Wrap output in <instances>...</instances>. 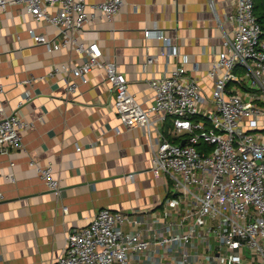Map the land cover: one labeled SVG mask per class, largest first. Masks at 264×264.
Masks as SVG:
<instances>
[{
    "label": "built area",
    "instance_id": "2783aa9c",
    "mask_svg": "<svg viewBox=\"0 0 264 264\" xmlns=\"http://www.w3.org/2000/svg\"><path fill=\"white\" fill-rule=\"evenodd\" d=\"M208 2L214 10V0ZM10 4L23 5L36 21L56 28L58 41L32 33L36 44L49 52L70 49L83 58L81 64L50 72L67 76V93L87 83L92 69L103 72L116 116L126 128L141 131L153 176H164L170 184L154 211L97 209L85 227L67 234L64 251L50 264H264V28L253 0H233L227 15L231 30L223 31L222 50L206 69L213 81L210 94L178 65L149 80L154 95L145 108L115 62L102 58L97 42L84 45L78 38L96 17L111 20L123 0L93 5L86 0H0V10ZM144 36L168 44L160 31L144 30ZM169 55L181 53L176 47ZM155 61V56L146 58V63ZM22 103L9 114L0 106V154L22 147L21 133L29 127L18 111ZM28 164L57 195L60 182L52 164L33 159Z\"/></svg>",
    "mask_w": 264,
    "mask_h": 264
},
{
    "label": "crops",
    "instance_id": "0c3cea01",
    "mask_svg": "<svg viewBox=\"0 0 264 264\" xmlns=\"http://www.w3.org/2000/svg\"><path fill=\"white\" fill-rule=\"evenodd\" d=\"M214 4L212 10L208 0H123L111 20L96 17L78 38L84 45L97 42L102 58L115 62L144 108L154 95L149 80L178 65L208 96L213 81L206 69L222 50L223 31L231 30L227 15L234 9L233 0ZM153 29L167 45L144 36ZM32 33L59 40L54 26L36 21L23 5L0 10V106L9 114L23 100L18 111L29 123L22 147L0 154V264H50L64 251L67 234L85 227L97 209L154 211L170 187L164 176H153L141 131L126 128L116 116L103 72L92 69L87 83L67 93V76L50 72L83 58L70 49L49 52ZM176 47L181 55H169ZM148 55L156 61L146 63ZM31 159L52 164L60 182L57 195L28 164Z\"/></svg>",
    "mask_w": 264,
    "mask_h": 264
},
{
    "label": "trees",
    "instance_id": "16d2710c",
    "mask_svg": "<svg viewBox=\"0 0 264 264\" xmlns=\"http://www.w3.org/2000/svg\"><path fill=\"white\" fill-rule=\"evenodd\" d=\"M253 5L256 20L264 28V0H253Z\"/></svg>",
    "mask_w": 264,
    "mask_h": 264
},
{
    "label": "rangeland",
    "instance_id": "374dc122",
    "mask_svg": "<svg viewBox=\"0 0 264 264\" xmlns=\"http://www.w3.org/2000/svg\"><path fill=\"white\" fill-rule=\"evenodd\" d=\"M162 127H163V129H164L165 131L169 130V128H168V124H165V125H163ZM172 140H173V142H175V141H176V138L173 137Z\"/></svg>",
    "mask_w": 264,
    "mask_h": 264
},
{
    "label": "water",
    "instance_id": "95a60500",
    "mask_svg": "<svg viewBox=\"0 0 264 264\" xmlns=\"http://www.w3.org/2000/svg\"><path fill=\"white\" fill-rule=\"evenodd\" d=\"M183 143V142H182Z\"/></svg>",
    "mask_w": 264,
    "mask_h": 264
}]
</instances>
